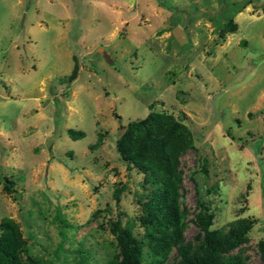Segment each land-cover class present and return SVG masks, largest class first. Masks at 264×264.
<instances>
[{
	"label": "rangeland",
	"instance_id": "rangeland-1",
	"mask_svg": "<svg viewBox=\"0 0 264 264\" xmlns=\"http://www.w3.org/2000/svg\"><path fill=\"white\" fill-rule=\"evenodd\" d=\"M149 111L191 134L184 238L200 200L212 228L254 219L240 250L264 264V0H0V219L28 255L104 264L116 220L145 241L148 188L114 144Z\"/></svg>",
	"mask_w": 264,
	"mask_h": 264
},
{
	"label": "trees",
	"instance_id": "trees-1",
	"mask_svg": "<svg viewBox=\"0 0 264 264\" xmlns=\"http://www.w3.org/2000/svg\"><path fill=\"white\" fill-rule=\"evenodd\" d=\"M121 128L115 150L127 167L142 173L143 187L148 188L139 217L145 241L134 237L128 224L116 220L110 227L114 245L104 264H246L240 248L249 240L254 219L237 218L212 228L213 214L197 200L192 219L196 231L189 239L183 236L185 209L177 190L179 157L193 148L188 128L172 115L155 111ZM65 132L73 140L84 136L73 128ZM169 248L175 252L172 260H168ZM255 248L264 262V241L258 240ZM0 264H41L28 255L18 226L8 217L0 219Z\"/></svg>",
	"mask_w": 264,
	"mask_h": 264
}]
</instances>
